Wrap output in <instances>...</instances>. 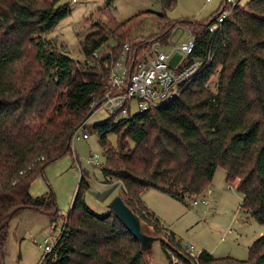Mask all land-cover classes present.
<instances>
[{
    "label": "trees",
    "instance_id": "trees-1",
    "mask_svg": "<svg viewBox=\"0 0 264 264\" xmlns=\"http://www.w3.org/2000/svg\"><path fill=\"white\" fill-rule=\"evenodd\" d=\"M59 1L0 0L2 254L9 223L22 211L43 212L51 221L57 220L52 189L33 196L31 182L48 164L73 150L74 136L91 110L90 103L105 91L108 68L86 78L76 76L73 58L44 37L71 12L70 4ZM159 1L164 12L154 13L166 18L176 0ZM220 9L207 22L180 20L201 26L192 33L197 40L193 56L211 50L213 59L179 96L90 126L105 149L104 182L121 181L126 204L145 224L158 229L167 230L143 203V191L155 188L186 202L203 193L219 166L225 168L227 182H237L242 207L264 225V0H250L243 6L238 2L211 32L209 26ZM93 36L90 32L83 42L86 54L92 55L108 40L105 34ZM149 46L140 43L133 49L142 56ZM109 58L110 54L104 59ZM217 65L221 69L214 91L205 84ZM83 129L90 132L86 124ZM110 132L117 135L116 148L108 143ZM89 186L82 172L61 234L39 264H150L146 254L151 250L142 248L114 211L101 214L87 204L84 193ZM169 234L175 241L174 233ZM161 244L171 259L166 241ZM249 250L247 259H238L217 257L203 249L198 263L264 264V234ZM182 254L188 264H196L186 251Z\"/></svg>",
    "mask_w": 264,
    "mask_h": 264
},
{
    "label": "rangeland",
    "instance_id": "rangeland-1",
    "mask_svg": "<svg viewBox=\"0 0 264 264\" xmlns=\"http://www.w3.org/2000/svg\"><path fill=\"white\" fill-rule=\"evenodd\" d=\"M236 1L243 6L250 0ZM222 2L176 0L174 6L166 11L169 18H158L154 12H164L159 0H60L57 4H70L71 12L44 37L54 48L73 58L74 75L86 78L108 68L110 60L104 58L108 53L116 56L124 43L136 47L140 43L151 46L159 42L164 51H170L201 28L198 24H186L180 20L207 22L217 14ZM3 31L1 28L0 38ZM90 32L94 33L93 37H98V33L108 36V40L97 48L98 56H93L95 50L92 55L83 50V42ZM220 69L221 65H217L212 78H209L213 82L211 90H216ZM135 113H138V107L133 101L129 115ZM109 117L111 114L105 107H98L85 122L90 137H75L73 150L48 164L45 172L32 180L30 192L33 196L43 195L52 189L59 216L56 221H51L43 212L26 209L13 217L4 254L0 250V264H39L45 254V238L54 243L61 234L82 172L90 183L84 193L85 201L96 212L105 214L111 210L110 202L116 196L125 198L121 181L104 182L105 149L99 141V134L90 127ZM83 130L79 129L77 134L81 135ZM107 139L117 147L118 139L114 132L108 133ZM95 154L99 155L98 163L91 161ZM236 183L227 182L226 170L219 166L203 193L188 197L186 202L155 188L145 189L140 196L143 203L167 228L158 229L143 222L144 232L156 236L151 242L150 253L146 254L150 264H188L182 253L186 251L191 257L186 250L190 244L196 252L206 249L217 257L247 259L250 245L264 234V225L242 207L243 195L237 190ZM169 232L174 233L175 241L169 239ZM161 241H166L171 259Z\"/></svg>",
    "mask_w": 264,
    "mask_h": 264
},
{
    "label": "built area",
    "instance_id": "built-area-1",
    "mask_svg": "<svg viewBox=\"0 0 264 264\" xmlns=\"http://www.w3.org/2000/svg\"><path fill=\"white\" fill-rule=\"evenodd\" d=\"M237 3L236 0H224L215 21L209 26L211 32L220 27ZM196 41V36L192 34L168 52L163 50L159 42H154L142 56L133 49L132 44L124 43L116 56L113 57L112 53H108L111 58H109L105 91L102 98L92 100L90 109L94 112L98 107H105L115 119H119L130 116L133 101L136 102L138 112H143L179 96L200 70L208 66L213 59L211 50L205 56H193ZM176 51H180L182 55L177 63L172 65L170 59ZM97 52L95 50L93 56H98ZM210 77L212 78V75ZM205 85L211 88L212 79H209ZM85 122L86 120L82 122L79 129H83ZM75 137L89 138L90 134L84 129L81 135L76 133ZM98 158L99 155L95 154L91 161L98 163ZM194 204H197V200H194ZM44 242V250L49 252L56 241L51 243L49 238H45ZM193 247L190 244L186 250L196 264H199L200 252L193 250Z\"/></svg>",
    "mask_w": 264,
    "mask_h": 264
},
{
    "label": "water",
    "instance_id": "water-1",
    "mask_svg": "<svg viewBox=\"0 0 264 264\" xmlns=\"http://www.w3.org/2000/svg\"><path fill=\"white\" fill-rule=\"evenodd\" d=\"M181 52L176 51L170 59V63L175 65L181 57ZM93 113L90 110L85 120ZM111 210L114 211L123 221L130 233L142 244L144 250L151 249V242L156 238V236L149 235L144 232L143 221L141 217L136 214L125 202L121 196H116L110 202Z\"/></svg>",
    "mask_w": 264,
    "mask_h": 264
},
{
    "label": "crops",
    "instance_id": "crops-1",
    "mask_svg": "<svg viewBox=\"0 0 264 264\" xmlns=\"http://www.w3.org/2000/svg\"><path fill=\"white\" fill-rule=\"evenodd\" d=\"M209 251V250H208Z\"/></svg>",
    "mask_w": 264,
    "mask_h": 264
}]
</instances>
